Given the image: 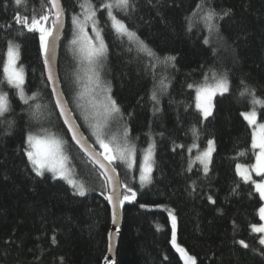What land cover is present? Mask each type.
I'll return each mask as SVG.
<instances>
[{"label": "trees", "instance_id": "1", "mask_svg": "<svg viewBox=\"0 0 264 264\" xmlns=\"http://www.w3.org/2000/svg\"><path fill=\"white\" fill-rule=\"evenodd\" d=\"M198 0H137V10L127 18L159 55H175L178 70L169 69L170 86L160 95V111H154L150 100L152 78L143 71L136 53H129L105 30L109 50L102 76L110 83L112 95L121 106L125 121L140 151L156 141L153 181L142 189L131 182L125 170L121 180L138 192L135 203L123 208V227L115 264H182L171 244L170 208L177 217V242L197 257L198 264H264L259 254L260 235L250 225L261 224L259 194L244 183L235 171L237 163L252 165L255 157L250 149L251 128L240 115L249 110L247 98L237 93L216 97L213 116L198 124L201 118L193 104L194 92L187 84L201 82L206 72L227 71L235 84L243 79L264 93V0H214L217 10L231 8L233 15L221 22V35L206 30H186L185 17ZM69 12L75 0H63ZM29 7L40 9L41 0H28ZM19 11L14 0H0V25L12 24ZM3 30L0 29V33ZM70 33L67 24L62 40L59 75L64 94L73 106L71 87L77 94L76 71L68 54ZM209 38L205 45L203 39ZM21 60L28 73L29 94L37 92L42 105L38 119L22 112L25 128L38 131L43 125L68 140L65 150L72 158L77 179L88 187L86 196L73 195L63 181L45 175L37 177L22 151L23 130L5 135L0 127V264H105L108 236L111 231L109 203L100 195L102 180L96 169L76 150L50 104V89L44 87L42 59L37 40L32 34L18 37ZM68 48V49H67ZM5 42L0 35V65L6 61ZM2 73V69H0ZM71 82V83H70ZM71 85V86H70ZM17 111L20 108L17 107ZM76 111V110H75ZM52 112L49 116L48 113ZM73 113L76 114L73 109ZM264 122V109L258 112ZM86 136L87 126L76 117ZM81 121V122H80ZM83 122V123H82ZM83 124V125H82ZM200 128L199 144L216 140L211 172L204 177L196 169L186 172L189 156L185 149H172L177 144L192 143L190 129ZM163 132L161 137L159 133ZM88 134V135H87ZM246 153L240 156L239 153ZM193 156L196 151L193 150ZM196 182L195 191L191 185ZM239 184L233 192V188ZM251 193V194H250ZM211 195L216 204L207 197ZM145 204L148 207L141 208ZM235 221V228L233 225ZM56 237V243L52 237ZM244 239L249 249L234 240Z\"/></svg>", "mask_w": 264, "mask_h": 264}, {"label": "snow or ice", "instance_id": "2", "mask_svg": "<svg viewBox=\"0 0 264 264\" xmlns=\"http://www.w3.org/2000/svg\"><path fill=\"white\" fill-rule=\"evenodd\" d=\"M14 3L19 9L13 16L17 28L9 33L12 24L0 25L3 30L0 35L4 38L6 48V61L0 65V127H4L5 135H13L15 131L23 130L22 151L37 177L43 178L46 173H51L53 179L66 181L74 190L73 195L83 197L88 194L85 182L77 179V174L72 170V158L65 150L68 140L43 125L38 131H33L31 123L28 128L20 123L23 120L22 112H27L32 119H38L42 108L39 94H29L28 73L20 62L21 43L17 38L32 34L37 40L38 56L42 59L44 71L41 75L44 87L50 89V104L57 111L58 117L62 118L71 141L88 157L86 163H91L96 169L97 176L102 180L103 190L100 195L111 205L112 223L116 224L124 205L135 203L138 196L135 188L120 179L116 165H124L126 174H132L134 181L138 175L141 187L151 184L156 162V141L151 138L148 147L140 151L141 163L138 165V149L134 142L138 137H132L121 106L112 95L111 85L102 76L104 60L109 50L105 30L121 44H126L129 53L137 54L135 58L143 64V71L152 78L150 100L153 102L154 111H160L159 94L170 86L169 76L165 73L169 69L178 70L177 57L159 55L127 23V18L137 10V0H75L71 12L66 9L63 0H41L39 11L34 7L30 8L28 0H14ZM148 3L152 4V0H148ZM232 15L231 8L217 10L214 0H198L195 8L185 17V27L189 32L196 28L199 31L206 30L209 34L221 35V22ZM66 24L70 26L69 44L79 65L76 107L82 113L81 118L90 136H86L80 130L81 125L75 122L73 108L69 106L60 84L56 62L57 47ZM203 43L209 45L210 39H203ZM187 88L194 92L193 104L189 107H194L199 112L201 118L198 124L213 116L217 96L237 93L240 98H247L249 110L241 112L240 115L251 127L249 151L253 153L255 163L251 166L237 163L235 171L244 183L254 185V191L259 193V200H264V179L260 182L252 179L253 172L264 178V122H258L259 109H264V93L258 97L257 89L245 80L241 79L234 84L227 71L217 73L212 70L204 74L201 82L189 83ZM17 107L20 111H17ZM48 115L51 116L52 112ZM190 131L192 143L187 147L177 144L172 151L186 148L189 156L186 172H192L199 164L196 170L207 177L211 172L213 154L216 152V140L208 139L205 147L201 148L200 128L193 126ZM159 135L162 137L164 133ZM193 150H196L195 156L192 155ZM245 154L239 153L240 156ZM191 187L195 191V181ZM238 187L239 184L233 188V192ZM207 199L211 204H216L211 195ZM139 206L148 207L145 204ZM164 210L171 218L172 246L180 254L184 264H198L197 257L177 243V217L174 211ZM259 218L264 221V206L259 207ZM233 225L235 228V221ZM250 228L252 233L262 234L258 238V244L261 246L259 254L264 257V224L253 223ZM52 242L56 243L55 236L52 237ZM234 243L249 249V244L244 239L234 240Z\"/></svg>", "mask_w": 264, "mask_h": 264}, {"label": "water", "instance_id": "3", "mask_svg": "<svg viewBox=\"0 0 264 264\" xmlns=\"http://www.w3.org/2000/svg\"><path fill=\"white\" fill-rule=\"evenodd\" d=\"M65 30H66V26H65L63 35L65 33ZM62 38H63V36H62ZM62 38L58 41V47H57V61L56 62H57L58 70H59V58H60V49H61ZM60 84L62 86L61 80H60ZM73 115H74V113H73ZM59 119L63 125L62 118H59ZM75 122L78 123L77 120ZM63 127L65 129L64 125H63ZM80 130L82 131V129H80ZM67 136H68L69 140L71 141L70 136L68 134H67ZM71 143L74 145L76 150L88 161V157L79 149V147L77 145H75V143L73 141H71ZM120 179H121V177H120ZM110 210H111V205H110ZM122 227H123V210L120 212L119 219H118V222L116 224L112 223V216H111V231H110L109 236H108V254H107V260H106L105 264H115L117 249H118L119 240H120V236H121V232H122Z\"/></svg>", "mask_w": 264, "mask_h": 264}, {"label": "rangeland", "instance_id": "4", "mask_svg": "<svg viewBox=\"0 0 264 264\" xmlns=\"http://www.w3.org/2000/svg\"><path fill=\"white\" fill-rule=\"evenodd\" d=\"M71 39V32L69 33V35L66 37V40H65V42L67 41V40H70ZM70 45V44H69ZM68 49V48H67ZM68 54L69 55H71L70 57L71 58H69L72 62V66H71V68H72V70L73 71H76L77 70V72H76V74L78 73V68H79V65H78V61H77V57H75L74 55H73V52H72V49H71V46H69V49H68ZM77 76V75H76ZM76 79H77V77H76ZM211 82V81H210ZM71 83V82H70ZM71 86V85H70ZM75 87H71V93H72V96H73V106H74V112H75V114H76V117L80 120H82L83 121V119L81 118V115H82V113H81V111L76 107V102H75V96H76V92L74 93V92H72V91H74L75 89H74ZM218 97V96H217ZM76 110V111H75ZM81 122V121H80ZM258 122H260V120H259V115H258ZM83 123V122H82ZM83 125V124H82ZM251 128V127H250ZM87 131H88V136H90V132H89V130H88V128H87ZM90 139H91V137H90ZM137 149H138V147H137ZM196 151V150H195ZM141 163V156H138V153H137V164L139 165ZM255 163V162H254ZM253 163V164H254ZM199 165V164H198ZM245 165H248V164H245ZM248 166H251V165H248ZM72 167V166H71ZM116 167H117V171L119 172V174L121 173L122 174V170L124 169L125 170V172L127 173V169L125 168V166L124 165H122V164H119V163H117V165H116ZM73 170V169H72ZM73 172H74V170H73ZM46 175H48V176H50V177H52V174L51 173H46ZM127 176H128V178L129 179H132V174H127ZM252 179L253 180H255V181H257V182H260L262 179H264V178H262V177H258L256 174H255V172H253L252 173ZM55 180H60V181H63L64 183H66L71 189H72V187L66 182V181H64V180H61V179H55ZM131 182H135L136 184H138L140 187H141V185L139 184V180H138V175H137V178H136V180L134 181L133 179L131 180ZM246 184H250L253 188H254V185H252L251 183H246ZM149 185H147V186H144V187H141L142 189H144V188H147ZM73 190V189H72ZM74 191V190H73ZM259 194V193H258ZM262 202H263V206H264V200H262ZM167 209H170V208H167ZM170 210H172V209H170ZM170 218V217H169ZM170 222H171V218H170ZM261 224H264V221H262L261 220ZM177 230H178V224H177ZM258 235H262V234H259V233H257ZM178 243V242H177ZM173 247V246H172ZM174 248V247H173ZM174 250H175V248H174ZM176 251V250H175ZM177 252V251H176ZM178 253V252H177ZM178 255L180 256V254L178 253ZM180 258H181V256H180ZM181 261H182V264H184V261H183V259L181 258Z\"/></svg>", "mask_w": 264, "mask_h": 264}, {"label": "bare ground", "instance_id": "5", "mask_svg": "<svg viewBox=\"0 0 264 264\" xmlns=\"http://www.w3.org/2000/svg\"><path fill=\"white\" fill-rule=\"evenodd\" d=\"M66 28H67V24H66ZM65 32H66V30H65ZM64 35H65V33H64ZM64 35H63V37H64ZM62 40H63V38H62ZM61 45H62V41H61ZM60 52H61V49H60ZM59 60H60V58H59ZM66 97V96H65ZM77 120V119H76ZM78 122V121H77ZM82 129V128H81ZM83 131V130H82Z\"/></svg>", "mask_w": 264, "mask_h": 264}]
</instances>
